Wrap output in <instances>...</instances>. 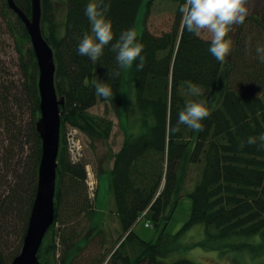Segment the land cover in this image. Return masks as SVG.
Listing matches in <instances>:
<instances>
[{
	"label": "trees",
	"instance_id": "16d2710c",
	"mask_svg": "<svg viewBox=\"0 0 264 264\" xmlns=\"http://www.w3.org/2000/svg\"><path fill=\"white\" fill-rule=\"evenodd\" d=\"M41 1L44 36L54 50L56 88L59 97H64L60 105L55 217L38 251L43 264H74L81 248L97 237L102 254L108 250V257L100 259L99 264H206L186 257L168 259L183 245L180 236L196 223L205 225L206 236L191 245L264 251V146L258 139L256 143H246L249 136L258 138L264 133V60L256 52L257 45H264V39L258 37L259 33L250 39L252 28L247 31L246 27L245 32L246 25L264 32V10L246 15L236 28L230 52L218 61L209 51L210 38L188 32L182 26L179 5L185 0H174V23L161 33L147 27L152 0H104L110 4L107 17L114 34L93 60L77 51L83 35L92 34L84 11L88 0ZM15 2L30 14L31 0ZM59 3L67 6L61 22L57 19ZM0 11L10 23L14 17L11 28L21 44L24 75L19 92L17 88L15 93L6 91L0 100V120L13 141L6 150L7 159L2 156L6 168L0 187L7 185V190L0 215L7 223L12 216L20 220L21 240L36 195L41 157V138L36 127L40 115L39 70L25 24L7 0L0 1ZM128 28L137 32L144 59L143 68L135 66L139 57L131 66L132 105L119 116L126 119L121 118L126 131L121 147L113 153L109 170L114 212L122 229V234L113 239L108 236L104 221H93L96 207L88 191L87 161L71 160L66 130L67 125L80 128L91 138L92 145L109 137L113 121L92 114L89 108L99 100L115 98L124 84L126 68L116 61L117 50L112 44ZM100 80L111 85V96L96 93L92 82ZM188 82L197 85L200 92L190 93ZM5 88L8 87L4 85L0 92ZM26 93L33 104L30 119L18 116L16 121L12 112L19 111L21 97ZM188 100H203L209 108L200 129L178 122V113ZM132 114L136 117L129 121ZM15 141L19 148L18 144L13 148ZM11 151L18 156L14 161ZM193 166L197 167L198 177L193 188L188 186L182 193ZM183 194L192 198V208L189 219L175 233L162 230L152 241L134 230L133 225L146 209V215L151 212L156 224L170 218ZM82 215L89 218L84 234L71 226ZM63 225L65 234L61 232ZM257 234V243L246 239ZM17 254L18 251L13 252L7 258L0 248V264H11Z\"/></svg>",
	"mask_w": 264,
	"mask_h": 264
},
{
	"label": "rangeland",
	"instance_id": "374dc122",
	"mask_svg": "<svg viewBox=\"0 0 264 264\" xmlns=\"http://www.w3.org/2000/svg\"><path fill=\"white\" fill-rule=\"evenodd\" d=\"M246 4L248 7L247 15H249L253 10L256 13L260 12L261 9L264 10V0H246ZM57 7V19L61 22L65 18L67 6L65 3H59ZM176 9L177 3L174 0H152L150 11L146 18L147 27L154 33H161L165 30H169L174 23ZM12 18L14 19L13 16ZM11 23L8 20V17L3 15L2 11H0V90L3 89L4 85L8 87L0 92V100H2V96L6 91L7 93H10L12 90V92L15 93V88H17L19 92L20 83L24 79L21 68L22 52L19 48L21 44L16 40L18 37L12 30ZM239 24L240 23L231 25L230 31L227 33V35L231 37L232 44L233 37H235V33L238 31L236 28ZM246 27L247 31L251 28L253 29L249 31L250 39L253 38V34L255 35L259 33L264 36V32H257L253 26L246 25L245 32ZM259 34L258 37L263 40L264 38ZM199 35L204 38H210L206 30L201 31ZM125 73L124 84L115 98L109 101L99 100L96 104L89 108V111L92 114L102 115L113 121V127L109 137L105 140H96L93 145L91 143V138L86 133H80L79 138L83 144L82 148L84 149V159L90 164V171L95 178V187H93V190H96V195L92 196L89 193L91 202L92 204H95L96 207L95 214L93 215V221H104L108 236L113 239L122 234V229L120 227L118 216L114 212L115 199L110 188L109 170L113 165V153L118 151L121 147L126 131L122 127L121 118H123L122 121H126V119L119 116L128 112V106L132 105L134 93L133 77L132 82L129 77L131 76V67L126 68ZM189 97L191 96L189 95ZM32 106L31 97L26 93L21 97V107L19 111H17L18 113L11 111L12 117L16 121L19 119L18 116H20L21 119L23 118V120H29ZM12 108L14 111L16 110L14 106ZM129 116V121L136 117L134 114ZM70 127L71 126L67 125L68 130ZM135 127L137 128V126ZM9 138L10 132L7 131L4 123L0 120V183L4 180L1 179V177L3 176L6 168V164L2 160V156L7 159L8 152L6 153V150L9 147L10 142H13L10 141ZM17 142L14 143L13 146L18 144ZM17 146L19 148V144ZM13 148L15 149V146ZM11 154L12 160H16L18 157L16 152L14 155L13 152ZM196 169V166L191 167L182 193L185 192L184 190H186L188 186L191 189L193 188V184L198 177V171ZM6 190L7 185L0 187V204ZM15 205L16 204H14V206ZM18 207L19 205H17L16 210ZM191 208L192 198L187 194H183L179 198V201L177 202L170 218H163L159 224H156L154 218L151 217V212L147 215L140 214L137 221L133 225V228L142 238L155 241L162 230L170 233H175L179 230L180 227L189 219ZM12 217V220L7 223L5 220H2L0 215V248L7 258H10L9 256L13 252H20L23 244V239L20 240L22 232L20 220L14 216ZM76 220L73 221V225H71L72 223H70V225H75L74 228L81 229L82 234L86 233L88 230L87 227L89 224V218L82 215L79 217L77 222ZM147 221H149L150 225H146ZM61 232L62 234L66 233L64 225L62 226ZM205 236V225L203 223H196L180 236L179 241L183 245L180 246V249L173 251L168 259L186 257L206 264H264V251L254 252L247 247L220 250L205 247L198 243L191 245L195 241L202 240ZM248 238L253 241V243H257V241L260 240V236L258 234L252 237H246V239ZM99 241V237L90 239L88 244L79 251L74 264H99L100 259L107 258L108 250L102 254L101 244Z\"/></svg>",
	"mask_w": 264,
	"mask_h": 264
},
{
	"label": "clouds",
	"instance_id": "9594fccd",
	"mask_svg": "<svg viewBox=\"0 0 264 264\" xmlns=\"http://www.w3.org/2000/svg\"><path fill=\"white\" fill-rule=\"evenodd\" d=\"M108 7L110 4L104 0H88L84 11L90 22L92 34L85 33L80 39L77 45L79 54L95 60L101 55L104 45L113 39L112 22L107 17ZM179 10L182 13V26L188 32L200 34L206 30L210 37L209 51L218 61H223L233 46L231 37L227 35L230 26L242 23L248 14L246 0H185L179 5ZM112 47L117 50L116 61L122 68L131 67L137 57L139 62L136 63V68H143L144 58L141 55L143 44L137 39V32L134 29L123 30ZM256 52L259 58L264 60V45H257ZM92 83L100 96L108 97L113 94L110 84L102 80ZM188 91L196 95L200 89L188 82ZM208 115L209 108L203 100H188L178 113V122L193 129H200L203 127L202 119ZM257 139L261 146H264V133L258 138L249 136L246 143H256Z\"/></svg>",
	"mask_w": 264,
	"mask_h": 264
},
{
	"label": "water",
	"instance_id": "95a60500",
	"mask_svg": "<svg viewBox=\"0 0 264 264\" xmlns=\"http://www.w3.org/2000/svg\"><path fill=\"white\" fill-rule=\"evenodd\" d=\"M18 14L30 36L36 55L39 75L40 116L36 121L41 138V157L38 166L36 195L31 208L27 229L20 252L11 264H43L38 251L44 235L55 217V190L57 179V157L60 145L61 112L64 97H59L56 83L54 50L42 29V1L31 0V12L27 14L15 0H7Z\"/></svg>",
	"mask_w": 264,
	"mask_h": 264
},
{
	"label": "built area",
	"instance_id": "2783aa9c",
	"mask_svg": "<svg viewBox=\"0 0 264 264\" xmlns=\"http://www.w3.org/2000/svg\"><path fill=\"white\" fill-rule=\"evenodd\" d=\"M79 138L77 129L69 131V145L74 159H78L82 154V142Z\"/></svg>",
	"mask_w": 264,
	"mask_h": 264
}]
</instances>
